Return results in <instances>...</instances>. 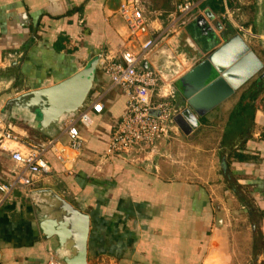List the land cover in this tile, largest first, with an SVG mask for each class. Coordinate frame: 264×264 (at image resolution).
<instances>
[{
    "label": "crops",
    "instance_id": "crops-1",
    "mask_svg": "<svg viewBox=\"0 0 264 264\" xmlns=\"http://www.w3.org/2000/svg\"><path fill=\"white\" fill-rule=\"evenodd\" d=\"M121 1L0 0V112L22 139L56 140L66 159L49 151L52 171L36 178L29 193L0 192V264H67L80 250L84 219L63 212L59 200L40 189L88 215L87 264H212L215 256L214 264H264V0H192L189 21L175 37L178 109L177 80L236 35L262 68L197 116L190 132L180 129L143 162L103 157L127 96L112 86L100 62L81 109L100 99L104 110L91 113L90 128L80 127L86 139L80 150L69 146L64 123L37 129L30 112L13 102L70 77L96 56L129 47ZM148 2L151 12L161 13L158 26L167 28L176 0ZM150 59L168 65L156 52ZM14 166L0 147V182L11 178ZM53 220L66 221L72 231L62 245Z\"/></svg>",
    "mask_w": 264,
    "mask_h": 264
},
{
    "label": "built area",
    "instance_id": "built-area-1",
    "mask_svg": "<svg viewBox=\"0 0 264 264\" xmlns=\"http://www.w3.org/2000/svg\"><path fill=\"white\" fill-rule=\"evenodd\" d=\"M148 0H122L118 13L124 20L131 45L120 49L116 54L100 55V66L113 87L121 88L127 96L125 109L115 123L103 154L105 160L114 157L132 162H143L156 151L159 143L179 137L180 128L175 118L181 112L174 103L175 91L173 76L179 71L176 60L175 37L189 21L188 15L194 7L192 0H176V10L167 28L159 27L161 13H153ZM174 39V41H173ZM173 43H169V41ZM133 43V44H132ZM162 45L165 49H160ZM157 53L166 67L153 63L150 55ZM148 63V67L142 65ZM169 68L170 74L162 71ZM175 68V69H174ZM100 99L92 102V109L85 107L76 117L65 121V132L69 146L80 150L86 139L80 127L90 128L94 121L91 113H102ZM20 143V148L7 147L10 143ZM0 147L10 153L15 166L7 182H0V192L8 194L14 189H22L26 194L32 190L36 178L51 173V165L46 158L47 152L54 153L64 162L66 159L57 149V141L22 139L12 129V124L0 112ZM1 203V202H0ZM49 264H60L51 259Z\"/></svg>",
    "mask_w": 264,
    "mask_h": 264
},
{
    "label": "water",
    "instance_id": "water-1",
    "mask_svg": "<svg viewBox=\"0 0 264 264\" xmlns=\"http://www.w3.org/2000/svg\"><path fill=\"white\" fill-rule=\"evenodd\" d=\"M96 56L84 69L49 87L28 91L13 102L31 114L35 128L60 127L71 117H76L86 99L94 90L95 71L99 63ZM144 67L148 63L143 62ZM262 68V63L253 51H250L242 39L236 35L215 49L177 80L182 96L181 112L175 121L185 133L190 132L202 116L229 97L247 77ZM187 103V105H186ZM9 121L7 113L1 112ZM40 195L51 194L62 204L63 212L84 219L80 229V250L66 261L67 264H87L86 240L89 217L61 199L51 189H40ZM35 194V192L33 193ZM53 230L60 244L72 237V231L66 230L67 222L52 221ZM44 228V227H42ZM47 230V229H46ZM47 234L49 231L43 230Z\"/></svg>",
    "mask_w": 264,
    "mask_h": 264
},
{
    "label": "rangeland",
    "instance_id": "rangeland-1",
    "mask_svg": "<svg viewBox=\"0 0 264 264\" xmlns=\"http://www.w3.org/2000/svg\"><path fill=\"white\" fill-rule=\"evenodd\" d=\"M189 28H190L191 32H192V33H194V27H193V25H192V26H190ZM210 260H211V263H212V264H214V263H213V261H214V262H215V261H217V260H218V258L215 256V257H214V258H212V259L210 258Z\"/></svg>",
    "mask_w": 264,
    "mask_h": 264
},
{
    "label": "trees",
    "instance_id": "trees-1",
    "mask_svg": "<svg viewBox=\"0 0 264 264\" xmlns=\"http://www.w3.org/2000/svg\"><path fill=\"white\" fill-rule=\"evenodd\" d=\"M263 241H264V239H263Z\"/></svg>",
    "mask_w": 264,
    "mask_h": 264
}]
</instances>
